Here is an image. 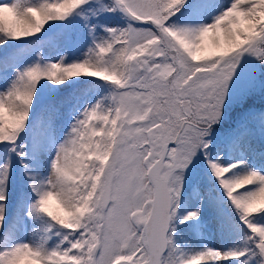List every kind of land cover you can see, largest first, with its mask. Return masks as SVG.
I'll list each match as a JSON object with an SVG mask.
<instances>
[{"label":"snow or ice","instance_id":"obj_1","mask_svg":"<svg viewBox=\"0 0 264 264\" xmlns=\"http://www.w3.org/2000/svg\"><path fill=\"white\" fill-rule=\"evenodd\" d=\"M0 264H264V0H0Z\"/></svg>","mask_w":264,"mask_h":264}]
</instances>
